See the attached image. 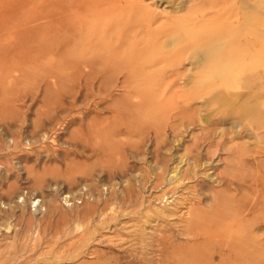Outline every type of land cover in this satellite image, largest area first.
I'll list each match as a JSON object with an SVG mask.
<instances>
[{
  "label": "rangeland",
  "instance_id": "rangeland-1",
  "mask_svg": "<svg viewBox=\"0 0 264 264\" xmlns=\"http://www.w3.org/2000/svg\"><path fill=\"white\" fill-rule=\"evenodd\" d=\"M259 40L264 0H0V264H264V225L218 237L264 176Z\"/></svg>",
  "mask_w": 264,
  "mask_h": 264
},
{
  "label": "bare ground",
  "instance_id": "bare-ground-1",
  "mask_svg": "<svg viewBox=\"0 0 264 264\" xmlns=\"http://www.w3.org/2000/svg\"><path fill=\"white\" fill-rule=\"evenodd\" d=\"M258 60L257 74L254 76L255 83H260L264 78V42L258 41ZM256 182V187L251 192V196L246 198L242 203L229 210L233 212L228 218H221V224L225 226V232L218 234L219 242L226 240L230 243L228 249V256L242 257L246 249L244 241L237 237L240 230L244 232H251L253 230H260L259 227L264 225V176H253ZM252 222H255L252 223ZM232 236L235 239H232ZM236 263V262H235ZM224 264V263H221Z\"/></svg>",
  "mask_w": 264,
  "mask_h": 264
}]
</instances>
